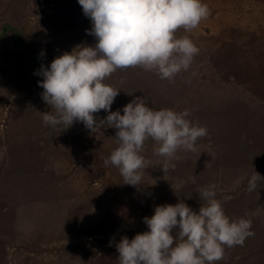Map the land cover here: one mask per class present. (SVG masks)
<instances>
[{
    "label": "rangeland",
    "instance_id": "rangeland-1",
    "mask_svg": "<svg viewBox=\"0 0 264 264\" xmlns=\"http://www.w3.org/2000/svg\"><path fill=\"white\" fill-rule=\"evenodd\" d=\"M202 2L210 10L207 19L191 32L176 33L191 37L199 49L188 71L169 82L140 67L126 68L104 81L125 90L112 112L123 115V107L141 97L154 110L187 109L188 119L208 130L195 152L177 153L180 159L166 174L160 167L163 158L153 154V141H146L142 155L148 168L140 184L132 186L115 166L104 165L117 147L116 129L99 125L92 132L78 121L53 129L37 114L54 110L42 100L38 82L43 77L35 73L78 45L96 43L86 32L92 24L78 0H0V30L11 26L0 35V264H119L116 244L148 231L143 218H151L155 207L179 201L198 213L204 201L197 189L213 184L225 214L251 219L255 233L243 246L225 248L224 259L215 264H264V180L257 181L256 191L247 190L254 172L264 178V0ZM20 39L36 63L24 55ZM93 115L99 123L108 113Z\"/></svg>",
    "mask_w": 264,
    "mask_h": 264
},
{
    "label": "clouds",
    "instance_id": "clouds-1",
    "mask_svg": "<svg viewBox=\"0 0 264 264\" xmlns=\"http://www.w3.org/2000/svg\"><path fill=\"white\" fill-rule=\"evenodd\" d=\"M91 21L86 30L95 38L94 46L78 45L70 53L54 58L49 67L35 73L43 77L38 86L42 100L52 112H37L53 129L69 128L82 122L92 132L99 125L116 129L117 147L104 159L115 166L125 184L138 186L149 161L142 155L146 141H153V154L162 157L166 174L179 160V151L195 152L197 141L208 135L206 127L188 119L190 112L154 110L144 98L136 97L121 110L111 111L120 91L104 81L118 69L140 67L162 80L174 82L188 71L199 49L179 29L191 32L210 15L202 0H78ZM41 55H44L42 52ZM104 110L105 120L97 123L94 113ZM196 183V177L190 178ZM254 172L248 192L256 191ZM185 183L181 181L177 188ZM203 199L199 212L186 203L161 205L151 218L144 217L148 231L127 236L116 244L119 264H215L225 256V248L243 246L254 236L251 219L230 218L216 199V185L197 189ZM231 197H225L230 200ZM174 230L175 237L173 235ZM111 246V241H110Z\"/></svg>",
    "mask_w": 264,
    "mask_h": 264
},
{
    "label": "bare ground",
    "instance_id": "bare-ground-1",
    "mask_svg": "<svg viewBox=\"0 0 264 264\" xmlns=\"http://www.w3.org/2000/svg\"><path fill=\"white\" fill-rule=\"evenodd\" d=\"M3 29H4V28H3ZM190 38H191V37H190ZM231 49L233 50V48H231ZM231 49H230V50H231ZM232 50H231V51H232ZM234 52H235V51H234ZM239 52H240V51H239ZM248 52H249V49H248ZM230 53H232V52H230ZM235 53H236V52H235ZM220 54H221V53H220ZM228 54H229V53H228ZM243 54H245V53H243ZM254 54H255V53H254ZM24 55H25V54H24ZM218 55H219V54H218ZM229 55H230V54H229ZM229 55H228V56H229ZM233 55H234V53H233ZM251 55H252V54H251ZM230 56H231V55H230ZM230 56H229V57H230ZM259 56H260V55H259ZM237 57H238V56H237ZM222 58H224V56H223ZM194 59H195V58H194ZM194 59H193V61H194ZM220 59H221V58H220ZM226 59H227V58H226ZM226 59H224V60H226ZM239 59H240V58H239ZM216 60H217V59H216ZM195 61H196V60H195ZM226 61H227V60H226ZM207 62H208V61H207ZM222 62H223V61H222ZM227 62H228V61H227ZM261 62H263V61H261ZM198 64H199V63H198ZM219 64H220V63H219ZM195 65H197V64H195ZM225 65H226V64H225ZM198 67H199V66H198ZM193 68L195 69V67H193ZM134 69H135V67H134ZM131 70H132V69H131ZM191 70H193V69H191ZM137 71H139V70H137ZM195 71H196V70H195ZM195 71L193 70V72H195ZM125 72H126V74H127V71H125ZM129 72H130V70L128 71V73H129ZM183 72H184V71H183ZM191 72H192V71H191ZM130 73H131V72H130ZM132 73H133V71H132ZM135 73H136V72H135ZM117 74H118V73H117ZM126 74H125V75H126ZM120 75H122V72L120 73ZM125 75H124V76H125ZM129 75H130V74H129ZM131 75H132V74H131ZM150 75H151V74H150ZM189 75H190V74H189ZM124 76H123V77H124ZM244 76H245V75H244ZM249 76H250V75H249ZM110 77H113V76L111 75ZM119 77H120V76H119ZM121 77H122V76H121ZM129 77H130V76H128V78H129ZM134 77H135V76H134ZM177 77H179V76H177ZM253 77H254V76H253ZM128 78H127V79L125 78V79L128 80ZM130 78H132V77H130ZM130 78H129V79H130ZM138 78H139V77H138ZM230 78H231V77H230ZM139 79H140V78H139ZM249 79H250V77H249ZM251 79H252V78H251ZM253 79H254V78H253ZM253 79H252V80H253ZM120 80H121V79H120ZM120 80H119V81H120ZM140 80H141V79H140ZM142 80H143V79H142ZM145 80H146V78H145ZM122 82H123V81H122ZM126 82H128V84L130 83L129 81H126ZM139 82H141V81H138V83H139ZM146 82H147V81H146ZM123 83H124V82H123ZM142 83H143V81H142ZM148 83L150 84L149 81H148ZM180 83H181V82H180ZM248 83H249V82H248ZM132 84H133V83H132ZM136 84H137V83H136ZM157 84H158V83H157ZM177 84H178V83H177ZM181 84H182V83H181ZM181 84H180V85H181ZM244 84H246V82H245ZM126 85H127V83H126ZM138 85H139V84H138ZM142 85H143V84H142ZM144 85L146 86L147 84H144ZM158 85H159V84H158ZM247 85H248V84H247ZM249 85H251V84H249ZM119 86H121V85H119ZM123 86H125V85H123ZM130 86H132V85H130ZM130 86H129V87H130ZM147 86H148V85H147ZM112 87H113V86H112ZM125 87H128V86H125ZM132 87H133V86H132ZM153 87H154V86H153ZM156 87H157V86H156ZM173 87H174V86H173ZM244 87H245V86H244ZM252 87H253V86H252ZM114 88H115V87H114ZM249 88H250V86H249ZM120 89H121V87H120ZM124 89H125V88H124ZM128 89H129V88H128ZM134 89H135V88H134ZM151 89H152V88H151ZM153 89L156 91L155 88H153ZM162 89H163V88H162ZM251 89H252V88H251ZM254 89H255V88H254ZM117 90H119V89H117ZM158 90H159V88H158ZM158 90H157L156 92H158ZM245 90H246V89H245ZM255 90H256V89H255ZM119 91H120L121 93H123L125 90H124L123 92H122V90H119ZM129 91H131V90H128V92H129ZM171 91H172V90H171ZM174 91H175V90H174ZM174 91H172V92H174ZM131 92H132V91H131ZM165 92H166V91H165ZM165 92H164V93H165ZM177 92H178V91H176V93H177ZM260 92H262V91H260ZM121 93H120L119 95H122ZM134 93H135V92H134ZM170 93H171V92H170ZM161 94H162V93H161ZM161 94H160V95H161ZM165 94H166V93H165ZM174 94H175V93H174ZM262 94H263V93H262ZM179 95H180V94H179ZM122 96H123V95H122ZM137 96H138V95H137ZM176 96H177V94H176ZM176 96H174V97H176ZM119 97H120V96H119ZM132 97H133V96H132ZM150 97H152V96H150ZM162 97H163V95H162ZM162 97H161V98H162ZM174 97H173V98H174ZM156 98H158V97H156ZM147 99H150V98H147ZM164 100H165V97H164ZM242 100H243V99H242ZM247 100H248V99H247ZM122 101H123V100H122ZM10 102H11V101H10ZM10 102H9V103H10ZM158 103H159V102H158ZM161 103H162V101H161ZM173 103H174V102H173ZM10 104H11V103H10ZM17 104H18V103H17ZM162 104H163V103H162ZM174 104H175V103H174ZM166 105H167V104H165V106H163V107H166ZM172 105H173V104H172ZM159 106H160V105H159ZM170 106H171V105H170ZM255 106H256V105H255ZM161 107H162V106H161ZM33 110H34V109H33ZM254 110H257V109H254ZM40 111H41V110H40ZM234 111H235V110H234ZM32 112H33V111H32ZM224 113H225V112H224ZM248 113L251 114L250 112H248ZM18 114H20V113L18 112ZM29 114H31V113H29ZM253 114H254V113H253ZM21 115H25V114H20V116H21ZM32 115H33V114H32ZM207 116H208V115H207ZM221 116H222V115H221ZM16 117H17V116H16ZM16 117H15V118H16ZM21 117H22V116H21ZM250 117H252V114H251ZM219 119H220V118H219ZM15 120H16V119H15ZM17 123H18V122H17ZM80 123H81V122H80ZM249 123H250V122H249ZM25 126H26V125H25ZM34 126H36V125H34ZM243 126H244V125H243ZM211 128H212V125H211ZM34 129H35V128H34ZM31 130H33V128H32ZM37 130H38V129H37ZM35 131H36V130H35ZM35 131H34V132H35ZM19 132H20V131H19ZM25 132H26V131H25ZM29 133H30V132H29ZM11 134H12V133H11ZM66 134H67V133H66ZM243 134H244V133H243ZM246 134H247V133H246ZM24 135H26V134H24ZM72 136H73V135H72ZM251 136H252V134H251ZM25 137H26V136H25ZM87 137H88V136H87ZM247 137H248V136H247ZM10 138H11V137H10ZM12 138H13V137H12ZM27 138H28V136H27ZM27 138H26V139H27ZM26 139H22V140L25 141ZM29 139H30V138H29ZM250 139H251V137H250ZM8 140H9V139H8ZM19 140H20V139H19ZM62 140H63V139H62ZM10 141H11V140H10ZM12 141H13V140H12ZM45 141H47V140H45ZM26 142H27V141H26ZM38 142H39V141H38ZM38 142H37V143H38ZM50 142H52V141H50ZM37 143H36V144H37ZM260 143H261V142H260ZM10 144H11V143H10ZM40 144H41V143H40ZM11 145H12V144H11ZM22 145H23V144H22ZM29 145H30V144H29ZM38 145H39V143H38ZM46 145H47V144H46ZM69 145H70V144H69ZM13 147H14V146H13ZM13 147H12V148H13ZM15 147H16V146H15ZM15 147L13 148L14 150L16 149ZM23 147H24V145H23ZM36 147H37V146H36ZM47 147H48V146H47ZM49 147H50V146H49ZM239 148H240V147H239ZM14 150H11V151H14ZM34 150H35V149H34ZM233 151H234V150H233ZM235 151H236V150H235ZM14 152H15V151H14ZM16 152H17V151H16ZM14 154H15V153H14ZM19 154H20V153H19ZM42 154H43V153H42ZM48 154H49V153H48ZM52 154H53V153H52ZM71 154H72V153H71ZM73 154H74V153H73ZM237 154H238V153H237ZM241 154H242V153H241ZM25 155H26V154H25ZM17 156H18V155H16V157H17ZM28 156H29V155H28ZM28 156H27V158H28ZM45 156H46V155H45ZM45 156H44V157H45ZM74 156H75V154H74ZM16 157H14V158H16ZM30 157H31V156H30ZM52 157H53V156H52ZM52 157H51V158H52ZM56 157L58 158V156H56ZM14 158H13V159H14ZM78 158H79V157H78ZM78 158H76V159L78 160ZM17 159H18V158H17ZM17 159H16V160H17ZM20 160H22V159H20ZM31 160H32V158H31ZM33 160H34V159H33ZM33 160H32V161H33ZM12 161H13V160H12ZM22 161H23V160H22ZM60 162H61V161H60ZM12 163H13V162H12ZM12 163H11V164H12ZM17 163H19V161H18ZM31 163H32V162H31ZM68 163H69V162H68ZM13 164H14V163H13ZM64 164H65V163H63V165H64ZM69 164H70V163H69ZM32 165H33V164H32ZM73 165H74V164H73ZM81 167H82V166H81ZM35 168H36V167H35ZM70 168H71V167H70ZM70 168H69V169H70ZM51 169H52V168H51ZM35 170H37V169H35ZM70 170H71V169H70ZM21 172H22V171H21ZM65 177H66V176H65ZM46 179H47V178H46ZM56 179L58 180L59 178H56ZM219 184H220V183H219ZM221 184H222V183H221ZM217 185H218V184H217ZM222 186H223V184L221 185V187H222ZM141 187H143V186L141 185ZM216 187H218V186H216ZM145 188H146V187H145ZM78 190H79V192L81 193L82 186H81V188H79ZM86 193H87V192H86ZM144 193H145V192H144ZM83 194H85V193H83ZM157 194H158V193H157ZM162 195H164V194H162ZM108 196H109V195H108ZM135 196H136V195H135ZM142 196H143V195H142ZM164 196H165V195H164ZM216 196H217V195H216ZM104 197H105V196H104ZM131 197H132V196H131ZM178 197H179V196H178ZM228 197H229V196H228ZM3 198H4V197H3ZM37 198H38V197H37ZM58 198H59V196H58ZM179 198H180V197H179ZM179 198H177V199H179ZM104 199H105V198H104ZM137 199H138V198H137ZM163 199H164V198H163ZM168 199H169V198H168ZM61 200H62V199H61ZM68 200H70V199H68ZM76 200H77V199H76ZM164 200H165V199H164ZM166 200H167V199H166ZM174 200H175V199H174ZM179 200H180V199H179ZM182 200H184V199H182ZM125 201H126V200H125ZM161 201H162V200H161ZM170 202H171V201H170ZM178 202H179V201H178ZM178 202H177V203H178ZM232 202H233V201H232ZM173 203H175V202H173ZM39 204H42V203H39ZM101 204H102V203H101ZM82 205H84V204H82ZM172 205H173V204H172ZM174 205H175V204H174ZM222 205H223V204H222ZM80 207H82V206H80ZM83 207H84V206H83ZM102 207H103V205H102ZM87 208H88V207H87ZM81 209H83V208H81ZM79 210H80V209H79ZM85 210H86V209H85ZM102 210H103V209H102ZM75 211H76V208H75ZM83 212H84V211H83ZM1 213H2V211H1ZM74 213H75V212H74ZM97 213H98V212H97ZM101 213H102V211H101ZM4 214H5V213H4ZM74 215H75V214H74ZM99 215H101V214L99 213ZM149 215H150V214H149ZM149 215H148V216H149ZM72 216H73V215H72ZM1 217H2V216H1ZM29 217H30V216H29ZM73 217H74V216H73ZM100 217H101V216H100ZM100 217H99V218H100ZM151 217H152V216H151ZM2 218H3V217H2ZM82 218H83V217H82ZM82 218H81V219H82ZM99 218H96V219L98 220ZM103 218H104V217H103ZM149 218H150V217H149ZM31 219H32V218H31ZM81 219H80V220H81ZM83 219L86 220V217L83 218ZM83 219H82V220H83ZM141 219H142V218H141ZM70 220H72V219H70ZM78 220H79V219H78ZM78 220H75V221H78ZM80 220H79V221H80ZM79 221H78V222H79ZM103 221H104V220H103ZM72 222H73V220H72ZM81 222H82V221H81ZM96 222H97V221H96ZM118 222H119V221H118ZM76 223H77V222H76ZM74 224H75V222L73 223V225H74ZM78 224H79V223H78ZM80 224L82 225V223H80ZM80 224H79V225H80ZM84 225H85V224H84ZM100 225H102V223H101ZM117 225L119 226L120 224H116V226H117ZM73 227H76V226H73ZM99 227H100V226H99ZM77 229H78V227H77ZM82 229H83V226H82V228H80V230H82ZM119 229H120V228H119ZM46 230H47V229H46ZM95 230H96V229H95ZM122 230H123V229H122ZM82 231H83V230H82ZM119 231H121V230H119ZM62 232H63V231H62ZM117 232H118V231H117ZM57 233H58V231H57ZM57 233H56V234H57ZM61 234H62V233H61ZM116 234H117V233H116ZM81 236H82V235H81ZM103 236H104V234H103ZM84 237H85V235H84ZM100 237H102V236H100ZM60 238H61V237H60ZM66 238H68V236H67ZM92 238H93V237H92ZM98 238H99V237H98ZM62 239H63V238H62ZM62 239H61V240H62ZM13 240H14V239H13ZM91 240H92V239H91ZM60 242H61V241H60ZM13 243H14V242H13ZM56 243H59V242L57 241ZM69 243H70V242H69ZM9 244H10V243H9ZM59 244H60V243H59ZM80 244H81V243H80ZM29 245H30V244H29ZM65 245H66V244H65ZM75 245H76V244H75ZM77 245H78V244H77ZM45 246H46V244H45ZM51 246H52V245H51ZM57 246H58V245H57ZM60 246H61V245H60ZM0 247H3V246H0ZM38 247H39V246H38ZM43 247H44V245H43ZM68 247H69V246H68ZM85 247H86V246H85ZM57 248H58V247H57ZM60 248H61V247H60ZM0 249H1V248H0ZM5 249H6V248H5ZM25 249H26V248H25ZM27 249H28V247H27ZM29 249H30V248H29ZM72 249H74V248H72ZM72 249H71V250H72ZM84 249H85V248H84ZM84 249H83V250H84ZM21 250H22V249H21ZM59 250H60V249H59ZM80 250H81V249H80ZM83 250H82V251H83ZM2 251H3V248H2ZM6 251H7V250H6ZM18 251H19V249H18ZM26 251H27V250H26ZM68 251H69V250H68ZM77 251H78V250H77ZM56 252H57V250H56ZM63 252H64V251H63ZM74 252H75V251H74ZM18 253H19V252H18ZM45 253H46V252H45ZM64 253H65V252H64ZM0 254H1V253H0ZM25 254H26V253H25ZM61 254H62V252H61ZM65 254H66V253H65ZM67 254H68V252H67ZM84 254H85V253H84ZM41 255H42V254H41ZM62 255H63V254H62ZM62 255H60V256H62ZM73 255H74V254H73ZM52 256H53V255H52ZM67 256H68V255H67ZM69 256H70V255H69ZM71 256H72V252H71ZM0 257H1V256H0ZM65 257H66V256H64V260H65ZM75 257H77V254H76ZM19 258H20V257H19ZM70 258H71V257H70ZM8 259H9V258H8ZM11 259H12V258H11ZM61 259H62V258H61ZM66 259H67V258H66ZM73 259H75V258H73ZM73 259H72V260H73ZM76 259H77V258H76ZM1 260H3V259H1ZM62 260H63V259H62ZM3 261H5V260H3ZM19 261H20V260H19ZM26 261H27V260H26ZM73 261H74V260H73ZM75 261H76V260H75ZM7 262H8V261H7ZM63 262H64V261H63ZM3 263H4V262H3ZM10 263H11V262H10ZM22 263H23V262H22ZM58 263H59V262H58ZM60 263H61V262H60ZM8 264H9V263H8ZM17 264H18V263H17ZM19 264H20V263H19ZM67 264H68V263H67ZM73 264H74V263H73ZM75 264H76V263H75Z\"/></svg>",
    "mask_w": 264,
    "mask_h": 264
},
{
    "label": "water",
    "instance_id": "water-1",
    "mask_svg": "<svg viewBox=\"0 0 264 264\" xmlns=\"http://www.w3.org/2000/svg\"><path fill=\"white\" fill-rule=\"evenodd\" d=\"M10 28H11V26L8 25V26H6V27L3 29V31L0 30V35L5 36L6 33H8V32H7L8 29H10ZM19 43H20V45L22 46V51H23V53L26 55V57H28V59H30L31 62L36 63V59H34L33 57L30 56V54L32 53V51H29V50L26 49V46H25L24 41L20 39V40H19Z\"/></svg>",
    "mask_w": 264,
    "mask_h": 264
},
{
    "label": "crops",
    "instance_id": "crops-1",
    "mask_svg": "<svg viewBox=\"0 0 264 264\" xmlns=\"http://www.w3.org/2000/svg\"><path fill=\"white\" fill-rule=\"evenodd\" d=\"M88 186V185H87Z\"/></svg>",
    "mask_w": 264,
    "mask_h": 264
}]
</instances>
